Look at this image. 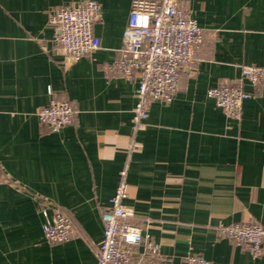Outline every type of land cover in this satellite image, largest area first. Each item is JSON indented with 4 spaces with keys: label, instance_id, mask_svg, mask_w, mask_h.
Here are the masks:
<instances>
[{
    "label": "crops",
    "instance_id": "0c3cea01",
    "mask_svg": "<svg viewBox=\"0 0 264 264\" xmlns=\"http://www.w3.org/2000/svg\"><path fill=\"white\" fill-rule=\"evenodd\" d=\"M83 0H0V264H96L107 211L127 168L124 205L147 227L159 255L144 264H264L219 225L264 228V82L226 118L208 89L264 68V0H176L203 44L179 73L168 103L154 101L135 129L137 81L107 76L121 47L132 0H94L100 48L71 63L48 22L53 8ZM50 100H68L73 123L48 132L37 117ZM41 202L68 215L74 234L60 244L42 233ZM135 264V263H133ZM143 264V263H141Z\"/></svg>",
    "mask_w": 264,
    "mask_h": 264
},
{
    "label": "built area",
    "instance_id": "2783aa9c",
    "mask_svg": "<svg viewBox=\"0 0 264 264\" xmlns=\"http://www.w3.org/2000/svg\"><path fill=\"white\" fill-rule=\"evenodd\" d=\"M101 8L94 0H83L74 6L53 8L48 22L58 31L57 45L63 57L74 63L91 57L100 48L93 26L100 20ZM197 23L176 0H132L121 47L107 76L137 81L132 122L135 129L145 125L148 110L154 101L168 103L178 90L179 73L192 67L203 44ZM241 80L210 88L206 96L223 115L239 121L242 105L253 93L242 85L248 83L253 92L264 82V68L243 67ZM39 123L48 132H58L73 123L74 111L68 100H50L36 111ZM127 168L119 173L120 181L109 199L107 211L101 215L103 234L97 248L96 264H141L158 257L159 252L147 227L131 222L134 212L124 205L127 198ZM4 177L0 173V183ZM44 222L42 233L51 244L68 241L74 234L70 218L49 202L39 209ZM217 233L232 240L254 258L261 257L264 228L257 223L219 225ZM181 264H209L198 255H187Z\"/></svg>",
    "mask_w": 264,
    "mask_h": 264
}]
</instances>
